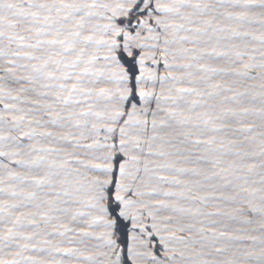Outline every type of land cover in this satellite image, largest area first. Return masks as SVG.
I'll use <instances>...</instances> for the list:
<instances>
[{
    "label": "water",
    "instance_id": "water-1",
    "mask_svg": "<svg viewBox=\"0 0 264 264\" xmlns=\"http://www.w3.org/2000/svg\"><path fill=\"white\" fill-rule=\"evenodd\" d=\"M0 264H264V0H0Z\"/></svg>",
    "mask_w": 264,
    "mask_h": 264
}]
</instances>
